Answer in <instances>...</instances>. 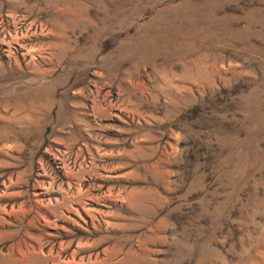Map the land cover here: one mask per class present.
<instances>
[{"label":"rangeland","instance_id":"rangeland-1","mask_svg":"<svg viewBox=\"0 0 264 264\" xmlns=\"http://www.w3.org/2000/svg\"><path fill=\"white\" fill-rule=\"evenodd\" d=\"M0 264H264V0H0Z\"/></svg>","mask_w":264,"mask_h":264}]
</instances>
